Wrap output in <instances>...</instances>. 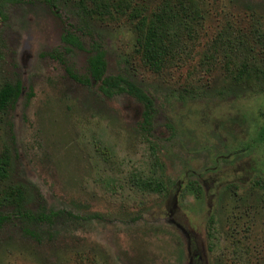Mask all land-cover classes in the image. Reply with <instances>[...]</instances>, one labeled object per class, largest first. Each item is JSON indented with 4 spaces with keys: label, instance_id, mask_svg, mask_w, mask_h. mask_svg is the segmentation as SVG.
I'll list each match as a JSON object with an SVG mask.
<instances>
[{
    "label": "rangeland",
    "instance_id": "obj_1",
    "mask_svg": "<svg viewBox=\"0 0 264 264\" xmlns=\"http://www.w3.org/2000/svg\"><path fill=\"white\" fill-rule=\"evenodd\" d=\"M1 1L0 87L20 89L0 109V158H7L0 193L20 187L25 214L0 206V264H189V243L201 264H238L229 253L240 246L247 264H264V206L249 188L253 177L240 183L235 172V183L214 188L208 169L251 139L257 153L244 170L264 172V91L236 86L226 67V53L240 65L244 34L264 65L250 25L253 16L264 28V0H198L193 32L159 71L143 59L136 19L118 11L117 0L101 8L90 0H51L53 8L46 0ZM159 1L131 0L145 13ZM66 31L83 48L64 40ZM92 43L104 51V75L121 76L149 98L148 126L143 103L126 90L105 96L96 82L69 74L89 76ZM149 146L164 166L163 196L127 203L122 187H103L120 177L132 188L127 179ZM49 209L66 215L46 219ZM209 216L225 243L215 258L206 251Z\"/></svg>",
    "mask_w": 264,
    "mask_h": 264
},
{
    "label": "trees",
    "instance_id": "obj_2",
    "mask_svg": "<svg viewBox=\"0 0 264 264\" xmlns=\"http://www.w3.org/2000/svg\"><path fill=\"white\" fill-rule=\"evenodd\" d=\"M19 0H2L3 3L14 2ZM48 1V5L53 8V2ZM97 7L108 5V0H90ZM115 8L124 12L128 10L131 18L136 19V29L138 33V43L141 49V55L145 62L155 71H159L164 65L171 49L177 45L183 34L191 35L195 20L200 17L201 7L198 0H160L155 8L146 11V6L132 4L131 0H117ZM54 10V9H53ZM251 37L264 50V28L259 18L251 17ZM224 38V36H221ZM70 44L83 48L78 37L69 31H66L62 37ZM238 39V38H237ZM240 65L239 61L235 62L233 58L237 54L231 55L226 53L228 65L226 66L234 75L232 81L240 83L248 88L251 92L257 93L264 91V65L261 63L259 56L254 51V45L249 44V37L242 35L239 40ZM238 50V51H239ZM230 54V55H229ZM106 62L104 51L97 43H92L87 56L88 77L79 78L73 73L69 74L77 81L85 84H92L93 81L98 84V89L105 96H111L115 91L126 90L129 94L135 96L143 103L145 110L143 112V126H148L151 116V102L141 90L132 83L125 81L121 76H106ZM19 83L14 85L4 83L0 87V109L9 106L19 92ZM264 128V126H262ZM144 158L138 166H134V171L128 177L129 187L123 188L120 177H110L103 184L105 188L114 186L122 187L121 197L127 203L137 202L140 196L161 197L166 193V179L164 166L158 155L152 147L145 148L142 155ZM7 164V158H0V179L5 177L3 166ZM110 180V181H109ZM125 185V184H124ZM114 189V188H113ZM116 189V188H115ZM112 190V189H111ZM259 193L261 202L264 203V188H256ZM24 195L20 187L9 186L0 193V206L11 205L16 208L19 214H25L22 207ZM66 215L61 210L49 209L43 217L50 219L61 214ZM5 215L0 214V227L2 226ZM39 219V215L36 216ZM206 246L208 252L213 257H218L225 247L224 240L217 230V221L214 216H209L206 226ZM229 253L230 258L238 264H247V254L243 248L237 247Z\"/></svg>",
    "mask_w": 264,
    "mask_h": 264
},
{
    "label": "flooded vegetation",
    "instance_id": "obj_3",
    "mask_svg": "<svg viewBox=\"0 0 264 264\" xmlns=\"http://www.w3.org/2000/svg\"><path fill=\"white\" fill-rule=\"evenodd\" d=\"M229 75L231 76V79L234 76L231 74H229ZM234 77H236V76H234ZM233 83L236 84V86L240 87V83H235V82H233ZM234 123H235V125H238L239 122H234ZM261 126H264V121L262 123H260L259 127H261ZM227 133L231 134L232 131L228 130ZM233 135H235V136H233ZM232 136H233L234 140L239 138L236 135L235 131L233 132ZM258 136L264 137V133L263 134L260 133ZM253 137H254V135H253ZM225 139H226V137H225ZM250 140L251 139H249L245 144H242L241 147H239V148L233 147L234 149L232 148V150L229 153L222 154L221 160H223V162L214 164L211 166V168H208L211 172L210 177L212 178V182L214 183V185H213L214 188H221L222 186H225V185H222L220 183L223 180H227V181H231V182L235 183L236 178H237L235 176L236 175L235 172L240 173V183L244 182L245 179L248 180L250 177H253V179H251V181H252L251 185H249V188H251V190L253 192H256L257 194H259L257 192L256 188H264V172H262V170L260 172L255 170L257 173L256 172L248 173L247 171L244 170L245 162H247L249 160V157L252 155V153H255V154L257 153L256 150L254 149V142L251 144L249 142ZM253 140H254V138H253ZM263 141L264 140L259 141L260 142L259 144H261V146H262ZM256 149L260 150L259 148H256ZM262 163L264 164V162L261 161V164ZM232 166H234V168ZM218 170L220 171V173L216 175V172ZM227 176H229V177L234 176L235 179H228ZM234 186H237V185L234 184ZM241 188H243V187L241 186ZM261 203L264 206V203L263 202H261ZM188 241H191V240L188 239ZM206 251L208 252L207 246H206ZM188 253L190 255V263L189 264H201L200 254H198L197 250L194 249L190 243L188 245ZM208 254L210 256H212L209 252H208Z\"/></svg>",
    "mask_w": 264,
    "mask_h": 264
}]
</instances>
